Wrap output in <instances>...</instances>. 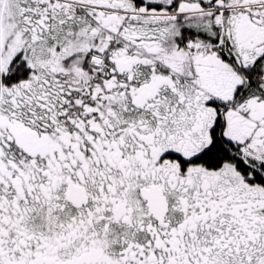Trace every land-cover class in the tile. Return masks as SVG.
<instances>
[{
    "label": "snow or ice",
    "instance_id": "6c2138e0",
    "mask_svg": "<svg viewBox=\"0 0 264 264\" xmlns=\"http://www.w3.org/2000/svg\"><path fill=\"white\" fill-rule=\"evenodd\" d=\"M0 264H264V0H0Z\"/></svg>",
    "mask_w": 264,
    "mask_h": 264
}]
</instances>
